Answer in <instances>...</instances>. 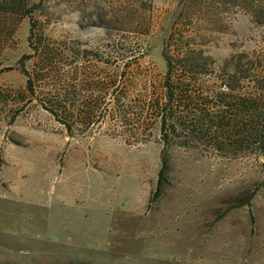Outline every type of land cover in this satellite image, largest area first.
<instances>
[{
	"label": "rangeland",
	"instance_id": "rangeland-1",
	"mask_svg": "<svg viewBox=\"0 0 264 264\" xmlns=\"http://www.w3.org/2000/svg\"><path fill=\"white\" fill-rule=\"evenodd\" d=\"M30 21L57 72L33 93ZM166 43L197 59L196 91L227 81L261 101L264 0H0V264H264L258 144L225 157L179 132L153 197L162 144L148 104ZM48 94L92 121L68 136L39 104Z\"/></svg>",
	"mask_w": 264,
	"mask_h": 264
},
{
	"label": "trees",
	"instance_id": "trees-1",
	"mask_svg": "<svg viewBox=\"0 0 264 264\" xmlns=\"http://www.w3.org/2000/svg\"><path fill=\"white\" fill-rule=\"evenodd\" d=\"M28 45L32 55L22 58L33 60V71H23L27 78L26 89L33 93V86L36 82L47 81L57 77V72L52 69V62L56 61L55 54L48 44L44 43L43 36L36 30L34 21H30L28 34ZM168 44L162 50V58L165 62L166 72L161 82V99H154L148 107L155 114L159 125L161 136V167L158 172L156 189L153 197L157 198L162 194L164 183L169 172L168 149L172 147L170 142L175 136L202 141L210 138L209 147L222 156L240 154L248 150L251 143L258 144L259 151L264 155V125L263 114L260 112L264 106V95L260 100H255L248 93L238 89L224 81V87L218 93H203L202 90L194 89L195 81L192 79L199 76L201 66L196 58L190 54L180 52L173 56ZM60 62V59H58ZM185 75L188 79L176 80V73ZM238 70L229 74L231 81L238 77ZM115 87V80L110 87ZM263 90V89H262ZM264 91V90H263ZM262 91V92H263ZM213 94V95H211ZM121 99L118 97L117 104ZM213 101L217 103H213ZM42 109L47 112L55 122L66 127L68 136H72L71 122L80 118L86 124L93 119V110L86 109L80 114H68L61 107V99L57 96L47 95L46 99L39 101ZM97 101L89 102L94 106ZM126 122L127 113L121 117ZM122 122V123H123ZM178 133V134H177ZM185 148V147H184ZM264 184V175H263ZM240 206H244L242 203Z\"/></svg>",
	"mask_w": 264,
	"mask_h": 264
}]
</instances>
